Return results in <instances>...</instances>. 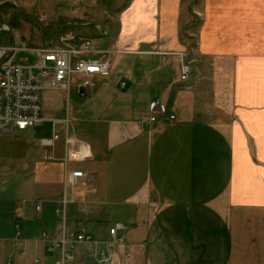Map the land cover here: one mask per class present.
<instances>
[{
    "label": "crops",
    "instance_id": "obj_1",
    "mask_svg": "<svg viewBox=\"0 0 264 264\" xmlns=\"http://www.w3.org/2000/svg\"><path fill=\"white\" fill-rule=\"evenodd\" d=\"M117 18L109 38L95 40L116 50L109 74L95 76L93 88L56 89L61 117L43 100L51 135L40 137L45 159L34 157L31 168L41 191L7 229L0 222V264L35 256L55 264L59 253L46 252L41 232L61 236L56 206L65 194L66 229L108 241L111 264H264V0H131ZM179 51L193 61L186 81ZM156 98L177 120L141 126ZM54 128L60 138L42 145ZM75 169L93 171L94 187L65 184ZM115 222L125 224L123 242L109 233ZM96 258L79 244L66 264Z\"/></svg>",
    "mask_w": 264,
    "mask_h": 264
},
{
    "label": "built area",
    "instance_id": "obj_2",
    "mask_svg": "<svg viewBox=\"0 0 264 264\" xmlns=\"http://www.w3.org/2000/svg\"><path fill=\"white\" fill-rule=\"evenodd\" d=\"M0 30H10L8 24H3ZM20 52L36 54L37 61L29 63V57L16 56ZM112 49H101L93 38L58 35L53 41L41 47H32L19 33L12 35L9 43H0V133L11 134L16 129L27 130L45 121L43 116V92L46 89H63L70 93L76 84L84 88L96 86L95 76L108 75L113 56ZM180 59L184 54L178 52ZM182 57V58H181ZM193 71V65L184 58L182 62V78L186 79ZM126 82H121L124 88ZM162 117L175 120L176 114H168V106L156 98L151 104V114L140 121V125L148 124L153 127ZM54 119V126L61 124ZM60 138L59 131L54 128L52 137L42 138V145L51 146ZM95 175L85 169H75L65 173V184H92ZM24 203H27L25 201ZM68 198L66 194L58 201L57 214L62 216L63 229L59 237L51 236L47 231L41 232V238L47 241V253H59L55 264H66L75 258L77 247L84 244L88 253L97 254L99 264H111L112 254L106 248L108 241L98 240L86 228L76 231L66 229ZM41 204H36L40 211ZM88 211V210H87ZM16 237L22 236V222L17 221ZM125 228L122 222H115L109 227V233L115 242H123L124 237L118 231ZM22 254L25 251H21ZM6 264H13L10 260ZM33 264H44L40 256L33 258Z\"/></svg>",
    "mask_w": 264,
    "mask_h": 264
},
{
    "label": "rangeland",
    "instance_id": "obj_3",
    "mask_svg": "<svg viewBox=\"0 0 264 264\" xmlns=\"http://www.w3.org/2000/svg\"><path fill=\"white\" fill-rule=\"evenodd\" d=\"M130 1L0 0V28L3 24H8L12 28V31L0 30V43L11 42L12 35L18 33L32 47L44 46L46 42H51L58 35L62 34L93 37L94 41L97 39L100 42L109 38V36L104 35L109 34L110 27L113 30L115 27L114 23L117 24L119 13ZM64 20H67V30H61V22ZM194 24L196 28L198 23L195 22ZM99 27H103L104 31L100 30L101 28ZM194 43H198L197 45H199V42L196 40ZM114 49H112L114 51L113 55L116 53ZM179 52L183 53L184 58L193 65V61L186 57L184 51ZM175 54L180 59L178 52H175ZM20 57H29V63H35L37 61L36 54L29 52L18 53L16 59L19 60ZM118 58H121V56ZM184 58L180 59L181 80L186 81L191 78L193 71L188 78H182V62ZM124 65L125 63L120 60L116 62V67L119 69L124 68ZM108 81L110 82L109 79ZM71 98H73L74 102L77 101L73 92ZM43 100L45 106H48L51 113L54 112L57 116L61 117L64 113L65 106V103L61 104V93H58L56 89L47 90L43 92ZM160 101L164 103L161 99ZM65 102L68 105V100ZM174 113L176 114L175 120H177V113ZM161 118L164 117L161 116ZM74 133L73 128L70 126V134L74 135ZM49 135H51L50 127L46 122L38 126L30 127L27 130L16 129L11 134L0 133V222L2 226L7 222L5 229L8 228V221L15 214V209L21 206V202L26 198L34 197L35 191L37 193L41 191L40 186L43 182H40L37 171L31 168H34V164H32L34 157L35 160L37 157L39 160L45 159L43 153L44 147L40 146L38 142L40 137ZM72 150L71 148L70 152ZM38 152L40 153L38 154ZM74 153L76 152H72V159L78 156V153H76L77 156ZM88 171L95 175V178L91 182L92 184L70 183V187L93 188L97 175L91 170ZM67 198L68 210V205L71 200L68 196ZM127 254L130 255V251ZM96 261L98 262V260Z\"/></svg>",
    "mask_w": 264,
    "mask_h": 264
}]
</instances>
